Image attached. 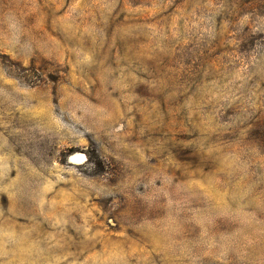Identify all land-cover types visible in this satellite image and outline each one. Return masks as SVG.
Listing matches in <instances>:
<instances>
[{
	"label": "rangeland",
	"instance_id": "374dc122",
	"mask_svg": "<svg viewBox=\"0 0 264 264\" xmlns=\"http://www.w3.org/2000/svg\"><path fill=\"white\" fill-rule=\"evenodd\" d=\"M0 264H264V0H0Z\"/></svg>",
	"mask_w": 264,
	"mask_h": 264
},
{
	"label": "bare ground",
	"instance_id": "6f19581e",
	"mask_svg": "<svg viewBox=\"0 0 264 264\" xmlns=\"http://www.w3.org/2000/svg\"><path fill=\"white\" fill-rule=\"evenodd\" d=\"M84 158V155L82 153H75V154H72L70 157H69V160L70 161H77V160H81Z\"/></svg>",
	"mask_w": 264,
	"mask_h": 264
}]
</instances>
